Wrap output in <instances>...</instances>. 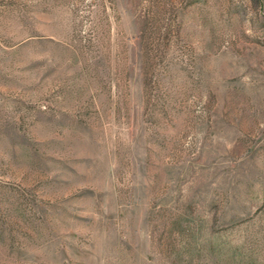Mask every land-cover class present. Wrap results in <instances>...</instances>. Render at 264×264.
I'll return each mask as SVG.
<instances>
[{"label":"rangeland","instance_id":"rangeland-1","mask_svg":"<svg viewBox=\"0 0 264 264\" xmlns=\"http://www.w3.org/2000/svg\"><path fill=\"white\" fill-rule=\"evenodd\" d=\"M0 264H264V0H0Z\"/></svg>","mask_w":264,"mask_h":264}]
</instances>
